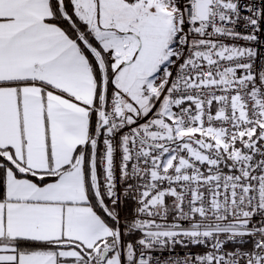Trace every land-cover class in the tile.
Wrapping results in <instances>:
<instances>
[{
	"label": "snow or ice",
	"instance_id": "snow-or-ice-1",
	"mask_svg": "<svg viewBox=\"0 0 264 264\" xmlns=\"http://www.w3.org/2000/svg\"><path fill=\"white\" fill-rule=\"evenodd\" d=\"M0 264H264V0H0Z\"/></svg>",
	"mask_w": 264,
	"mask_h": 264
},
{
	"label": "built area",
	"instance_id": "built-area-1",
	"mask_svg": "<svg viewBox=\"0 0 264 264\" xmlns=\"http://www.w3.org/2000/svg\"><path fill=\"white\" fill-rule=\"evenodd\" d=\"M177 251H179V249Z\"/></svg>",
	"mask_w": 264,
	"mask_h": 264
}]
</instances>
